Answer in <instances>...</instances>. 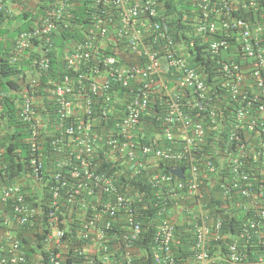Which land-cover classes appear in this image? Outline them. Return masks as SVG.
Masks as SVG:
<instances>
[{
  "label": "built area",
  "instance_id": "obj_1",
  "mask_svg": "<svg viewBox=\"0 0 264 264\" xmlns=\"http://www.w3.org/2000/svg\"><path fill=\"white\" fill-rule=\"evenodd\" d=\"M91 1L88 23L78 26L81 38L64 49L66 71L58 80H49V86L38 91L39 78L49 71L53 35L77 27L70 24L73 11L80 7L75 0H51L29 28L17 33L8 57L10 67L18 66L10 79L21 86L15 108L26 127L24 142L34 181H41L44 173L45 142H50L55 157L46 216L48 264H64L62 194L71 205L69 211L66 208L68 216L74 206L81 213H75L80 221L75 237L83 245L78 254L84 256L79 264H137L142 256L135 243L144 238L141 212L147 206L141 203L140 190L118 183V178L124 176L128 183L143 172L155 196L172 202L154 211L150 263L181 264L171 249L173 224L177 216L196 210L191 212L193 264H213L210 244L221 239V220H209L201 203L205 179L219 172L214 159H222L219 139L224 134L229 142L223 151L234 144V154H223L234 178L230 189L253 207L258 219L249 227L252 232L243 230L240 237L249 241L256 236L264 251V231H253L264 220V182L255 183L248 174L254 164L264 168V0H188L195 36L218 56L223 96L216 95L203 75L178 54L163 0ZM7 6V0H0V12L9 15ZM156 94L167 101L160 119L165 146L151 136L142 142L141 117ZM1 154L0 150V158ZM101 157L116 171H100ZM159 162L172 165V170H155ZM0 201H11L13 211V216L0 212L4 228L0 264H24L25 254L11 228L31 223L37 210L25 205L17 184L3 187ZM226 261L264 264V256L251 261L232 243Z\"/></svg>",
  "mask_w": 264,
  "mask_h": 264
},
{
  "label": "trees",
  "instance_id": "obj_2",
  "mask_svg": "<svg viewBox=\"0 0 264 264\" xmlns=\"http://www.w3.org/2000/svg\"><path fill=\"white\" fill-rule=\"evenodd\" d=\"M29 2L30 0H28L27 3L16 2L17 5L23 9V11L17 15H8L6 11L0 12L1 186L11 184L22 176L30 173V168L28 166L29 150L26 142H24L27 136L26 127L18 120L15 108L16 97L19 90H21V86L18 85L15 79H10V76L16 72V67L18 68V66L10 67L8 64V57L17 33L29 28L31 26V21L35 20V17L40 16L44 10L48 9L51 0H36L37 4H35V9L30 8L28 5ZM75 2L80 5V7H77L75 11H73V18L70 20V24H75L77 27L68 26L59 32L58 35H53L52 50L47 54L49 59V71L46 75H42L39 78L38 83H40L41 86L38 87V91L43 88L42 86H49V80L53 78L58 80L62 73H65L64 49L68 48L71 42L73 43L81 38V30L78 26L82 27L88 23L89 11L91 9L90 5H92L93 1L75 0ZM163 3L165 5V15H167L169 24L172 27V37L175 41L178 54L186 58L189 64L203 75L205 82L209 84L211 90L214 91L216 95L223 96L226 91L222 87V76L219 72V65L216 62L218 56L210 54L207 51V44H203L201 38L195 36L194 30L190 25L192 11L188 6V0H163ZM243 15L246 16L248 14ZM3 24L8 27L6 32L1 28ZM219 37L220 36L217 35L216 37H209V39H216ZM3 39H6V41ZM25 64L26 63L23 62L22 66ZM72 73L73 72H70V74ZM164 77L172 80V78H169V75H165ZM168 86H172V84L170 83ZM224 102L225 101H223V103ZM117 108H119V105H117ZM166 108L167 101L165 96L156 94L153 100H151L147 110L144 112V115L141 117L144 134L142 142H147V138L151 136V138L157 139V143L160 146L167 145V143L161 141L163 126L162 120H160L164 116ZM224 136L225 134L219 139V143L222 146L219 156L222 159L217 157L214 159V163L220 168L218 169L219 172L215 177H208L205 179L207 191L201 203V210L209 220H215L217 218L221 220L219 229L221 239L210 244V255L215 258L213 264H227V248L232 243H236L238 247L246 251L251 261L259 255L264 256V251L258 246V239L256 236L252 235L249 241H246V237H240L241 232H243V230H248L252 224H256L258 219L252 214L253 207L250 205L247 206L245 201H242V198L238 197L236 189H232V186L230 189L231 182L234 181V178L230 173L231 168L225 163L223 154L226 157L234 154V144H232L233 147L231 146L230 149L223 151L224 147H227L226 144L229 142ZM208 137H213V135L209 133ZM50 151V142L47 141L44 144V150L42 152L43 179L45 184L43 194L40 196V198H42V203L49 197L47 189L54 184L52 168L55 157ZM111 164L112 163L108 161L106 163L105 157H101L99 166L100 171H116L114 165ZM158 168H164L161 172L167 173L172 170V165L159 162L155 170ZM252 169L253 171H249L248 174L249 177L254 180L253 182H264V176L259 174L260 172H264V168H261L258 164H254ZM118 183L132 185L142 193L141 203H145L147 206V208L141 212V225L143 227L144 238L135 243V247L141 250L140 256H142L135 262L137 264H151L149 248L152 245V240L156 231V222L153 220L154 211L163 208L164 205L168 207L172 202L169 200H162L155 196V189L151 186V183L146 180L144 172L137 180L128 183L126 177L119 176ZM222 184H224L223 188L221 187ZM23 189H26V187H23ZM32 195L33 193L31 192L26 200L34 204L36 197ZM61 201L63 203V208H60L59 218L63 221L61 227L65 229L62 244L64 241L67 242L66 252L64 253V264H79L83 261L84 256L78 254V252L83 249V245H81L75 237L80 229V221L75 213L79 212L77 216H81L80 209L74 206L75 211L72 212L70 217L67 211L70 210L71 205L66 201L64 194H62ZM10 204V202L3 204L0 201V211L2 214L6 216L12 215L13 211ZM48 210L49 206L43 204L42 215L34 220L32 224L21 227L22 231L29 232L30 235L34 236L33 241L30 242L26 240L25 237L22 236L21 230L19 231L18 239L21 240L22 249L23 246L26 247L24 264L33 263L31 261L32 258H35L36 261L38 260V264H48V252L45 247V239L49 232L48 225L46 224ZM192 211L196 210H191V212ZM191 212L189 211L188 213L181 214L173 224V242H171V249L175 259L181 264H193L194 262V220L191 216ZM258 229L264 231V220L260 221L258 227L253 231L256 232ZM53 251L56 252V250ZM34 253H38V258L37 256L32 257Z\"/></svg>",
  "mask_w": 264,
  "mask_h": 264
},
{
  "label": "clouds",
  "instance_id": "obj_3",
  "mask_svg": "<svg viewBox=\"0 0 264 264\" xmlns=\"http://www.w3.org/2000/svg\"><path fill=\"white\" fill-rule=\"evenodd\" d=\"M36 6V5H35ZM35 6H31L32 9H35ZM14 15V14H12ZM31 173V171H30ZM30 173L22 176L21 178H19L18 180H16L15 182L11 183V184H17L20 186L21 188V191L24 195V202H25V205L31 210L33 209L34 211L37 210V213L35 214L34 218H33V221L38 219L41 215H42V207H43V204L45 205H48L49 206V203H50V199L49 197L42 203V198H40V196L43 194V188L45 186L44 184V179H43V175L44 173L41 174L42 176V179L41 181H34L30 175ZM11 184H8V185H3L1 186V189L5 186H9ZM47 186V185H46ZM23 187H26V189H23ZM0 189V190H1ZM48 193H49V189H47ZM33 193V197H36V200L34 201V204H31L30 202H28L26 199L27 197L30 195V193ZM11 203V201H9ZM3 204H6V203H3ZM11 206V204H10ZM11 209H12V206H11ZM1 212V211H0ZM2 214V213H1ZM13 214V212H12ZM3 216H5L4 214H2ZM7 216H11V215H7ZM33 221L29 224H26V225H30L33 223ZM24 225L22 226H18V225H13V227L11 228V231L16 232L19 234V231L21 230V233L24 232L22 231L21 227H23ZM16 235V233H15ZM17 239H18V236H16ZM18 241L20 242V245H22L21 243V240L18 239ZM22 247V246H21ZM45 247H46V244H45ZM23 252L25 254V250H24V246H23Z\"/></svg>",
  "mask_w": 264,
  "mask_h": 264
},
{
  "label": "crops",
  "instance_id": "obj_4",
  "mask_svg": "<svg viewBox=\"0 0 264 264\" xmlns=\"http://www.w3.org/2000/svg\"><path fill=\"white\" fill-rule=\"evenodd\" d=\"M32 1L36 2V0H30V2L28 4L29 6L31 5ZM7 3H8L7 8L9 11V15H12V14L17 15L23 11L22 7L18 6L17 3L14 2V0H7ZM1 28L4 30V32H6L8 30V27H6L5 24H3V26ZM3 40L6 41V39H3ZM0 189H1V185H0ZM177 218H179V216H177ZM15 233H16V236H18V233L16 232V230H15ZM22 236H24L25 239L30 241V242L33 241V238H34L33 235H30V233L26 232V231L22 232ZM3 237H4V228H3L2 224H0V242L3 240ZM30 244H32V243H30ZM25 248L26 247L24 246V250H25ZM34 256H37V258H38V253L37 254L34 253V255L32 257H34ZM31 261L33 262L31 264H38L39 263L38 260L37 261L35 260V258H32Z\"/></svg>",
  "mask_w": 264,
  "mask_h": 264
},
{
  "label": "rangeland",
  "instance_id": "obj_5",
  "mask_svg": "<svg viewBox=\"0 0 264 264\" xmlns=\"http://www.w3.org/2000/svg\"><path fill=\"white\" fill-rule=\"evenodd\" d=\"M33 6H35V2L34 1H32V3H31V5H30V8H32Z\"/></svg>",
  "mask_w": 264,
  "mask_h": 264
},
{
  "label": "water",
  "instance_id": "obj_6",
  "mask_svg": "<svg viewBox=\"0 0 264 264\" xmlns=\"http://www.w3.org/2000/svg\"><path fill=\"white\" fill-rule=\"evenodd\" d=\"M173 173L177 174V170H176V171L174 170V172H173Z\"/></svg>",
  "mask_w": 264,
  "mask_h": 264
}]
</instances>
